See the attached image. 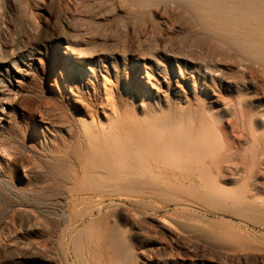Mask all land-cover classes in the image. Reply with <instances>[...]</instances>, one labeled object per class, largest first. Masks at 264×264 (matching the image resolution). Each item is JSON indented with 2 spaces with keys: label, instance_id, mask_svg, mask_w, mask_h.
<instances>
[{
  "label": "bare ground",
  "instance_id": "bare-ground-1",
  "mask_svg": "<svg viewBox=\"0 0 264 264\" xmlns=\"http://www.w3.org/2000/svg\"><path fill=\"white\" fill-rule=\"evenodd\" d=\"M65 1L84 10L93 0ZM97 1L109 3L112 21L124 28L122 47L134 57L136 78L117 91L105 88L104 97L95 90L80 112L38 114L40 129L26 127L20 143L0 135L10 169L0 177V192H13L26 213L89 204L86 213L92 214L117 195H170L187 221L177 227L163 216L162 226L179 235L209 233L191 222L199 217L219 229L214 242L239 243L225 236L231 225L226 216L264 212V0ZM6 102L14 107L0 96V122L9 120ZM230 104L235 110L227 116L215 119L209 112ZM217 122L221 133L215 135L209 128ZM19 166L23 182L16 180ZM195 202L208 204L214 219L197 213ZM107 219L99 221L101 232L118 241ZM32 221L51 237L44 222ZM64 234L70 237L66 257L91 264L82 238L66 229ZM172 259L168 253L163 263Z\"/></svg>",
  "mask_w": 264,
  "mask_h": 264
},
{
  "label": "rangeland",
  "instance_id": "rangeland-1",
  "mask_svg": "<svg viewBox=\"0 0 264 264\" xmlns=\"http://www.w3.org/2000/svg\"><path fill=\"white\" fill-rule=\"evenodd\" d=\"M110 10L109 3L97 0L84 10L76 9L65 0H0V96L14 104L11 110V105L5 103L6 110L11 111L9 120L0 122V135L7 142L19 139L20 143L29 134L26 127L38 132L40 128L34 118L40 113L80 112L81 103L91 98L95 90L104 97L105 88L117 91L136 78L131 65L134 57L122 47L125 30L112 21ZM161 55L167 59L165 54ZM234 110V104H230L212 107L209 112L219 119ZM220 125L219 122L211 125L209 131L220 134ZM211 140L218 145L214 135ZM239 153H243V143ZM7 170L10 169L6 156L0 153V177ZM19 173L16 180H26L21 166ZM148 193L138 199L117 195V201L99 213H86L89 204H63L51 211L32 207L26 213L17 196L6 189L0 192V264H76L72 254L69 259L65 255L70 241L69 235L64 234L65 229L75 239L81 237L86 250L92 251L89 253L91 264H164L168 253L174 256L169 264H219L221 261L264 264L261 209H252L259 213L252 217L226 216L225 220L229 217L227 221H230L227 225H231L225 229V236L241 240L228 244L229 247L214 242L212 237L219 229L209 227L199 217L191 222L209 229V233L195 231L179 235L162 226L159 219L163 216L177 227L187 220L176 212L170 195ZM195 203L197 213L214 219L215 215L206 212L210 208L208 204ZM106 216L118 241L101 232L103 225L99 221ZM32 220L44 222L51 237L34 226ZM240 253L243 261L238 260Z\"/></svg>",
  "mask_w": 264,
  "mask_h": 264
}]
</instances>
